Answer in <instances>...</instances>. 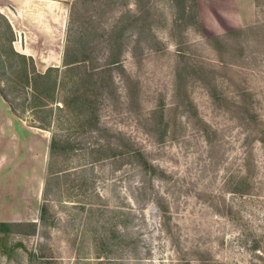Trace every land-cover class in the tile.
<instances>
[{"label":"rangeland","instance_id":"374dc122","mask_svg":"<svg viewBox=\"0 0 264 264\" xmlns=\"http://www.w3.org/2000/svg\"><path fill=\"white\" fill-rule=\"evenodd\" d=\"M196 1L72 0L33 109L0 15V264H264V0Z\"/></svg>","mask_w":264,"mask_h":264},{"label":"crops","instance_id":"0c3cea01","mask_svg":"<svg viewBox=\"0 0 264 264\" xmlns=\"http://www.w3.org/2000/svg\"><path fill=\"white\" fill-rule=\"evenodd\" d=\"M71 3L72 0H0V14L17 38L12 41L14 49L31 56L37 63L59 64ZM2 109L8 119H13L9 107Z\"/></svg>","mask_w":264,"mask_h":264},{"label":"trees","instance_id":"16d2710c","mask_svg":"<svg viewBox=\"0 0 264 264\" xmlns=\"http://www.w3.org/2000/svg\"><path fill=\"white\" fill-rule=\"evenodd\" d=\"M192 4L195 5V7L197 6L196 4V0H191ZM186 2V0H184V3ZM187 4L185 3L184 9L186 10L189 7H186ZM191 7V6H190ZM1 15V14H0ZM7 23V21H6ZM8 24V23H7ZM9 28L11 29L10 25H8ZM12 31V29H11ZM13 33V32H12ZM13 47V46H12ZM71 52L69 50H65L64 52V58H63V69H72L73 67H75L78 63V59L75 56H70ZM70 56V57H69ZM61 70L60 67L57 66H53V67H48L47 70L45 72H40V73H36L35 76L33 77H26V83H30L31 84V90L33 91V100L35 102V104L33 106H31V109L33 108H44L47 107L49 104V102H57V95H56V91H57V87L59 86L60 80L59 77L57 76H53L52 73H56L59 72ZM81 95L80 94H71V96H69L68 100L64 101V105L63 107H69L70 109L74 110V105H77V103H79V97ZM63 103V102H62ZM12 110L13 106L11 105ZM17 111V110H16ZM26 111V108L24 110H22V114ZM40 120V119H38ZM40 128L43 129H47L50 130V125L48 123H46L45 125H40ZM54 142V140H53ZM134 153H136V156L141 155L140 152L134 151ZM151 168H153L151 166ZM44 216V208L41 211V217L43 218ZM30 225H37L38 222H29ZM25 224L23 222H0V232L5 231V229H3V226H10V225H22Z\"/></svg>","mask_w":264,"mask_h":264}]
</instances>
